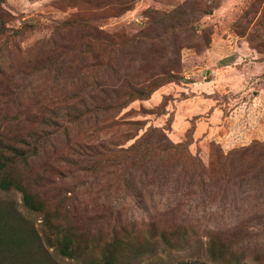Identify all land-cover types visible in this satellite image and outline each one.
Here are the masks:
<instances>
[{
	"label": "rangeland",
	"instance_id": "1",
	"mask_svg": "<svg viewBox=\"0 0 264 264\" xmlns=\"http://www.w3.org/2000/svg\"><path fill=\"white\" fill-rule=\"evenodd\" d=\"M2 7L13 16L11 30L0 37L2 132L16 140L37 134L40 153L29 160L25 184L58 211L61 224L100 244L113 234L183 226L199 229L203 246L206 230L232 229L220 222L233 208L223 193H254L248 181L247 189L230 184L255 164L238 151L264 143V0H138L132 11L106 20L99 30L113 37L140 32L147 10L182 9L199 25L194 35L174 39L178 64L171 62L174 55L159 64L176 68L180 83L163 85L120 111L74 121L65 114L81 110L79 102L90 104L88 98L102 99L133 83L143 64L137 50L97 49L106 67L100 68L84 46L76 50L79 31L54 29L76 11L67 0H4ZM26 24L35 31L14 36ZM201 26L209 30L206 49ZM196 46L199 51L191 50ZM161 48L159 43L156 50ZM42 118L52 119L53 127L35 122ZM158 130L172 144L190 132L191 144L185 151L154 150ZM11 198L25 214L20 195ZM29 217L39 229L41 217ZM261 237L256 250L264 249ZM184 256L161 254L154 262L174 264Z\"/></svg>",
	"mask_w": 264,
	"mask_h": 264
},
{
	"label": "trees",
	"instance_id": "2",
	"mask_svg": "<svg viewBox=\"0 0 264 264\" xmlns=\"http://www.w3.org/2000/svg\"><path fill=\"white\" fill-rule=\"evenodd\" d=\"M67 1L76 11L54 29L79 31L81 36L76 43V50L80 51L84 46L86 52H83L91 55L100 68H106L96 53L100 48L111 52L127 51V55L128 49L137 50L134 54L138 53L139 59L143 61L136 69L138 73L133 83L122 88L123 91L112 92L111 96L102 99L88 98L90 104L81 101L78 104L82 109L73 110L75 115L65 114L67 119L74 121L91 113L117 112L136 100H147L163 85L180 83L182 78L176 68L167 69L159 64L173 55L171 62L178 64L173 42L178 34L191 36L197 32L199 24L196 26L191 21L193 13H186L182 9L169 12L147 10L142 15L148 24L140 32L113 37L103 35L98 26L108 19H117L132 11L138 0ZM3 3L4 0H0V37L9 31L13 20V16L2 7ZM35 29L32 24H26L14 30V36L20 37ZM199 31L203 33L202 43L206 49L210 41L207 35L209 30L201 26ZM159 43L163 47L160 52L156 50ZM163 43L170 44V49L163 46ZM196 47L191 50L199 51V46ZM35 122L46 127L54 125L52 119L42 118ZM186 138L184 142L172 144L167 142L162 130H158L151 145L159 152L185 151L191 144L192 134L189 132ZM40 148L41 141L34 133L17 140L7 139L3 135L0 120V264H141L150 259V264H158L154 261L161 254L171 257L178 253H185L186 256L178 258L174 264H264V249L256 250L259 247L255 246L260 236L264 239V143L254 141L251 147L239 149L238 152H248L247 157L255 159V164L248 165L239 183H230L226 179L221 181L244 189L248 188V185L244 186L248 181L254 185V193L231 197L223 193L222 198L230 199L233 208L228 210L220 222L223 226L232 224V229L225 233L206 230L203 246L197 242L199 229L196 231L193 227L178 226L161 230L145 228L141 234L123 232L113 234L109 241L100 244L74 226L61 224L58 211L50 210L40 196L25 184L29 160L39 155ZM239 162L249 161L239 159ZM13 194L20 195V207L26 216L12 200ZM252 203L255 208L248 207ZM260 209L261 212H258ZM29 215L41 217L39 229ZM226 218L230 222H226ZM260 245L264 247V243Z\"/></svg>",
	"mask_w": 264,
	"mask_h": 264
}]
</instances>
